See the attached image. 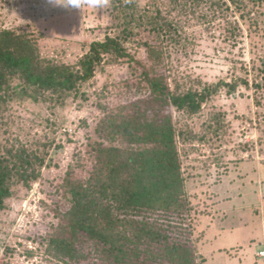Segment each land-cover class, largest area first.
<instances>
[{
    "label": "rangeland",
    "instance_id": "obj_1",
    "mask_svg": "<svg viewBox=\"0 0 264 264\" xmlns=\"http://www.w3.org/2000/svg\"><path fill=\"white\" fill-rule=\"evenodd\" d=\"M219 1L231 6L226 14L233 23L190 20L191 13L174 8L173 0H0V30L33 37L47 60L77 68L92 43L108 36L127 53H103L78 93L58 99L47 92L38 101L17 97L0 114L1 154L25 146L45 157L38 177L15 184L0 209V264H178L165 251L173 243L192 250V264H264V2L246 0L252 18L243 19L235 3ZM195 9L197 15L211 14L208 5ZM158 11L174 18L179 30L184 27V42L177 45L147 23ZM150 46L160 50L164 63L153 64ZM145 71L165 74L171 87L182 90L220 80L239 84L234 91L222 86L189 115L151 102ZM21 82L15 78L13 86ZM144 99L150 102L141 107L150 116L170 113L178 127L189 124L200 135L208 133L179 139L187 204L176 212L147 213L163 236L127 242L126 252L117 255L64 227L73 203L65 178L88 176L84 157L107 111L136 110L134 104ZM216 115L224 122L219 133L206 127ZM57 236H70L76 255H61L50 241Z\"/></svg>",
    "mask_w": 264,
    "mask_h": 264
},
{
    "label": "trees",
    "instance_id": "obj_2",
    "mask_svg": "<svg viewBox=\"0 0 264 264\" xmlns=\"http://www.w3.org/2000/svg\"><path fill=\"white\" fill-rule=\"evenodd\" d=\"M173 1L174 8L183 6L182 9L185 8L189 15L191 13L189 19L202 18L200 21L204 24L225 18L228 23H233L226 14L231 6L219 0ZM231 1L241 12V18H252V9L245 10L249 6L248 1ZM206 5L211 14L204 11L197 15L195 8ZM182 9H179L180 12ZM135 15L131 18L135 19ZM139 16V19H143L146 14ZM149 19L147 23L154 30L167 32L177 45L188 37L184 27L181 26L179 30L178 22L164 11H158ZM111 52L127 55L115 37L95 41L91 51L80 59L79 67L74 68L43 58L33 37L11 29L0 30V114L8 110V105L17 97L38 101L47 92L56 94L58 99L66 98L72 92L78 93L80 83L95 75L96 65L102 62V54ZM149 54L153 64L165 62L160 59L162 54L155 46H150ZM143 74L149 84L151 102L158 101L189 115L198 113L204 102L222 86L234 91L239 84L237 79L231 82L220 80L217 83L206 82L201 89L189 87L182 90L181 85L171 87L165 74H152L151 71ZM15 78L22 80L17 87L13 86ZM239 80L249 85L247 79ZM256 86L259 88L260 84ZM148 101L137 102L134 104L136 110L133 108L124 113L107 111L96 126L98 135L88 144V157H84L90 164L88 176L86 179H73L69 174L65 178L73 203L65 213L67 223L64 227L70 229L73 236L83 233L103 244V249L108 247V251L118 252L117 255L126 252L124 246L127 242L136 243L151 235L154 238L162 235L147 219V213L176 212L187 204L180 140L203 139L208 133L205 130L200 135L189 124L178 127L170 113L150 116L141 107ZM214 118L215 122L206 127L219 133L224 122L218 115ZM44 161V156L25 146L15 151L9 150L8 156L0 153V209L5 207L6 199L13 195L15 184L21 182L29 185L31 180L38 177L40 170L37 166L43 165ZM72 240L70 236L50 239L57 251L68 258L76 255ZM166 246L170 260L178 264H192L194 253L190 248L176 243Z\"/></svg>",
    "mask_w": 264,
    "mask_h": 264
}]
</instances>
